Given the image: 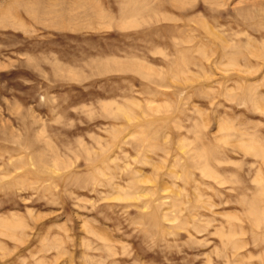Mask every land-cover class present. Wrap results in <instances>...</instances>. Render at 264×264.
<instances>
[{
    "label": "rangeland",
    "instance_id": "rangeland-1",
    "mask_svg": "<svg viewBox=\"0 0 264 264\" xmlns=\"http://www.w3.org/2000/svg\"><path fill=\"white\" fill-rule=\"evenodd\" d=\"M0 264H264V0H0Z\"/></svg>",
    "mask_w": 264,
    "mask_h": 264
}]
</instances>
